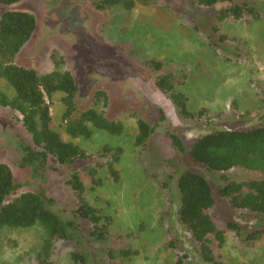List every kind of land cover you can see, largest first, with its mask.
<instances>
[{"label": "rangeland", "instance_id": "rangeland-1", "mask_svg": "<svg viewBox=\"0 0 264 264\" xmlns=\"http://www.w3.org/2000/svg\"><path fill=\"white\" fill-rule=\"evenodd\" d=\"M97 0H26L2 7L25 10L37 19L32 38L17 54L18 65L41 73L54 70L53 54L60 69L69 70L77 83L80 109L95 106L108 118L125 124L122 135L95 131L90 139H73L88 153L95 154L105 144L120 145L124 151L116 164L118 180L106 168L100 170L103 182L92 188L90 201L103 214L112 217L108 238L90 241V264H110L109 252L119 264H206L199 258L190 233L179 221L176 184L188 169L205 174L217 189L224 177L238 182L260 178L262 173L241 166L223 173L209 171L190 157V144L199 135L220 128H246L259 124L264 114V21L221 22L228 39L221 43L213 32L216 16L227 3L203 7L194 0H136L132 9L122 5L98 9ZM253 2L264 16V0ZM211 43H219L216 48ZM162 63L160 70L150 61ZM187 75L179 88L189 96V107H205L208 117L190 120L176 110L171 96L158 89L161 74ZM0 87L12 95L6 80ZM105 96L99 99L96 93ZM63 93H55L50 103L52 126L64 139L72 140L62 126L65 106ZM144 119L152 132L145 146H136L137 120ZM178 142L180 144H178ZM35 146L18 111L0 106V161L7 163L19 188L14 195L29 190H45L68 209L76 200L67 181L72 169L49 159L47 167L36 172L26 153ZM98 161H81L79 166ZM87 186L91 179L84 176ZM218 198V196H217ZM217 226L234 219L244 231L264 228V214L232 209L220 197L209 210ZM0 264H39L38 254L46 238L42 225L2 230ZM224 243H212L226 264H264V234L252 245L226 229ZM76 239H56L51 251L52 264L75 262L72 253L82 251ZM123 249L137 250L124 256ZM185 255L189 257L186 258Z\"/></svg>", "mask_w": 264, "mask_h": 264}, {"label": "trees", "instance_id": "trees-1", "mask_svg": "<svg viewBox=\"0 0 264 264\" xmlns=\"http://www.w3.org/2000/svg\"><path fill=\"white\" fill-rule=\"evenodd\" d=\"M22 0H0L1 4L12 5ZM203 7H213L219 3H227L216 16L213 32L219 41L224 42L228 35L221 32V22L231 18L234 20L264 21L260 9L250 1L238 0H194ZM136 0H97L98 9H108L118 5L132 9ZM37 28V19L33 13L25 10H6L0 20V78L6 80L13 94H8L0 87V106L10 107L22 115V122L31 135L36 149L29 147L27 157L32 160L34 170L39 172L47 167L49 159L60 166L72 169L68 185L73 191L76 207H63L55 198L48 196L43 189H34L14 195L19 184L16 182L11 167L0 161V245L3 240L2 230L5 227L25 228L37 224L43 226L46 238L38 254L39 264H52L51 251L56 239H76L83 247L82 251L72 253L75 262L90 264L93 253L88 251L85 237L90 241H104L108 238L113 219L102 213L101 209L88 198L92 188L102 184L100 170L106 168L114 180H118L119 171L116 164L121 160L123 147L105 144L97 153H88L73 139H90L95 131H106L112 135H122L125 124L120 120L108 118L95 106L80 109L77 102L78 86L69 70L60 69V61L53 54L56 68L41 73L35 68L18 65L17 54L32 38ZM219 43H211L214 48ZM157 70L162 68L158 60L150 61ZM187 75L176 73L161 74L156 79V86L171 96L177 112L184 118L200 120L208 117V109L198 111L189 107V96L179 87L186 84ZM63 93L65 106L62 126L72 140H66L53 128V117L49 100L55 93ZM105 93L98 91V99ZM261 122L246 128H220L199 135L190 144L188 153L196 163L209 171L225 172L233 167L241 166L262 173L260 178L238 182L224 177V183L215 189L209 178L198 171H183L176 184L177 215L179 221L190 233L197 246L199 258L206 264H226L215 253L212 243H224L225 230L235 231L242 236L245 244L252 245L264 234V228L244 231L241 222L228 220L226 229L217 226L209 210L217 204L218 198L226 199L232 209L241 212L264 214V114ZM134 143L145 146L152 132L151 125L144 119L137 120ZM178 144H180L178 142ZM98 161L79 166L81 161ZM91 179L92 187L87 186L84 179ZM218 196V198H217ZM124 256L137 254V250L123 249ZM110 264H119L112 259L115 254L109 252ZM187 256V257H186ZM188 258V255H185ZM182 260L180 259L179 264ZM247 264V263H242Z\"/></svg>", "mask_w": 264, "mask_h": 264}, {"label": "crops", "instance_id": "crops-1", "mask_svg": "<svg viewBox=\"0 0 264 264\" xmlns=\"http://www.w3.org/2000/svg\"><path fill=\"white\" fill-rule=\"evenodd\" d=\"M25 1H26V0H22L21 2H18V3L21 4V3H24ZM16 4H17V3H14V4H12V5H16ZM5 6L7 7V6H11V5H4V4H1V3H0V10H1L2 7H5ZM1 14H2V13H0V16H1Z\"/></svg>", "mask_w": 264, "mask_h": 264}, {"label": "flooded vegetation", "instance_id": "flooded-vegetation-1", "mask_svg": "<svg viewBox=\"0 0 264 264\" xmlns=\"http://www.w3.org/2000/svg\"><path fill=\"white\" fill-rule=\"evenodd\" d=\"M4 12H5V11H4ZM4 12H2V14H3ZM2 14H1V16H0V20H1Z\"/></svg>", "mask_w": 264, "mask_h": 264}]
</instances>
